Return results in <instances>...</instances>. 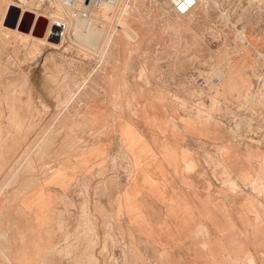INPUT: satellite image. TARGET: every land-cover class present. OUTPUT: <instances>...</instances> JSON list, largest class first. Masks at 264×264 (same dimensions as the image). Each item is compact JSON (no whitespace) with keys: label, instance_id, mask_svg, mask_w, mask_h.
Listing matches in <instances>:
<instances>
[{"label":"rangeland","instance_id":"obj_1","mask_svg":"<svg viewBox=\"0 0 264 264\" xmlns=\"http://www.w3.org/2000/svg\"><path fill=\"white\" fill-rule=\"evenodd\" d=\"M136 1L144 3L145 13L155 15L160 11L144 28L135 26L141 37L126 24L131 16L117 10L101 46L91 50L72 38V23L78 19L65 11L70 33L63 37L60 48L49 45L48 37L45 44L33 38L15 39L3 22L10 2L37 11L40 0L35 4L32 0H0V176L18 179L26 172L43 180L55 170L54 149L89 148L94 135L79 105L93 95L113 101L117 113L125 107L135 111L137 99L143 96L144 115L148 104L156 99L171 104L174 118L190 117L202 126H218L237 137L264 133V57L256 54H264V0H200L184 17L167 12L161 0ZM121 2V7H131L134 0ZM46 8L42 5L39 12L45 13ZM120 16L122 20L128 17L126 23L118 24ZM116 26L125 33L129 30L121 35L126 41L119 48L108 42ZM246 36L253 44V48L248 47L247 52L252 51L248 59H256L258 66L249 74L253 88L248 97L227 98L222 85L229 79L226 64L236 60L227 63L226 59L243 57ZM43 54L45 71L41 74ZM259 78H263V85H258ZM41 83L47 91L39 92ZM113 87L116 97L110 92ZM163 126L159 125L161 129ZM111 162V178L96 186L94 211L88 204H81L74 229L63 220L64 214L60 215L58 243L44 254L42 264H153L151 241L136 247L125 233L126 225L115 204L124 186L118 184L120 156H111ZM263 183H252L253 200L264 198ZM37 185L32 184L33 188ZM236 190L243 192L241 188ZM85 193L81 199L89 195L87 189ZM108 196L114 202L111 211L102 203ZM260 206L264 208V204Z\"/></svg>","mask_w":264,"mask_h":264},{"label":"crops","instance_id":"obj_2","mask_svg":"<svg viewBox=\"0 0 264 264\" xmlns=\"http://www.w3.org/2000/svg\"><path fill=\"white\" fill-rule=\"evenodd\" d=\"M106 98L79 105L94 135L91 148L54 149L55 170L43 180L1 174L0 264H42L58 243L60 215L74 229L81 204L94 211L96 186L112 175L111 156H120L124 186L115 204L125 233L136 247L151 241L153 264H264V198L251 197L252 183L264 182V133L237 137L174 118L171 104L156 99L144 115L143 96L135 111L118 114ZM102 203L113 209L111 196Z\"/></svg>","mask_w":264,"mask_h":264},{"label":"bare ground","instance_id":"obj_3","mask_svg":"<svg viewBox=\"0 0 264 264\" xmlns=\"http://www.w3.org/2000/svg\"><path fill=\"white\" fill-rule=\"evenodd\" d=\"M36 2H37V0H32V4H35ZM199 2H201V1L200 0H187V4H182L180 7V10L182 11L183 14H181L179 12L178 8L174 9V10H170L166 4H164L163 7L165 9H167L168 11L167 10L166 11L171 13V14H175L179 17H184V16L190 15L195 10V8L198 6ZM38 4H39V6L37 7V11H35V10H32L26 6H19V5H16V4L10 2V6L5 11V15L3 17V22L7 18V15H8L10 8H16L20 11V19L22 18V16L25 13H31L35 16V22H34L33 30H34V27H35V25L39 19H44V20L48 21V28H47L46 34L43 38L35 37L33 35V31H31V33H29V34H24V33L20 32L18 30V28L10 29L8 27H4L5 30H7L11 34H15L14 38H15V36L22 38L24 40H29V39L33 38L35 41L40 42L42 44H45L47 41V37L49 35V32L51 30V27L57 23H61V24H64L66 26L65 34H64V38H65V35L70 33L69 32L70 25H69V21L64 19L63 14L65 15V13H64V11H65V12L69 13L68 14L69 17H70V15L72 17V15H73L72 9L69 7H65L62 3L57 1V2L50 3V5H48V8L45 9L46 10L45 13H40L39 7H42V4H40V3H38ZM121 4H122L121 0H112V1H108V2L104 3L99 9H97L94 12L95 23L91 26V33L87 37H84L82 35V28L84 26H82L81 23H84V25H85V22L83 20H80V19H78L76 21L72 20L74 22V23H72V29H71L72 38L76 39L81 44L85 45V47H87V49L97 50L101 46V43H102L105 35L107 34V29L109 28L108 26H109L111 17L113 15V13L116 12L117 10H121V13H120L121 15H123L124 13H128L129 14L128 16L129 17L131 16V22L130 23L129 22L126 23V21L128 20V17L127 18L125 17V19L122 20L123 16H120V18L118 20V24L123 23V22L128 24L130 27L129 28L130 31L135 33L138 37H141V31L138 30L139 28L136 29L135 26H139L140 29L144 28V26H146V24H149L148 22L151 21V17H154L157 14H160V11H159V13L155 12V15H153V12H151V11H149V13H145L144 8H143L145 6L144 3L143 2H137L136 0H134V3L132 4L131 7H129L126 4H124V7H121ZM160 4H162V3H160ZM42 11H44V10H42ZM75 19H77V18H75ZM162 21H164L163 18H162ZM153 22H155V21H153ZM92 27L94 28L95 33H96L94 37H92V35H93ZM98 27H99V29H98ZM155 27H156V25L154 26V28ZM119 30H120V26H116V28L113 30L112 34L110 35V39L108 41L110 44L109 46L113 45V47L119 48V47H122L125 45L124 41H126V38H125V40H122L121 35L122 34L123 35L128 34L129 30L127 33H125V31H123V29L121 31H119ZM142 30H144V29H142ZM150 30H151V28H150ZM7 31H5V32H7ZM10 35H9V37H10ZM63 40H62V42H63ZM245 41L247 43L246 46L244 47V48H246V50H244V49L242 50V53H243L242 58L237 60L236 57L232 56V57H228L226 59L227 63H228V61H231L233 59L236 60V62H234L231 65L226 64L227 71L229 72L228 73L229 79L225 84L222 83V85H223V88L225 89V92L223 95L226 96L227 98L228 97H234L237 99L238 98L241 99L243 96L248 97L251 94V91L253 88V87L251 88V80L249 79V74H250V72H255L258 69L257 68L258 66H256L257 62L255 63L256 59H254V61H253L254 63L250 62V59H248L249 54H251L252 51L247 52V50L250 51L249 48L250 47L253 48V44L247 40V36L245 37ZM48 44L51 46L57 47V48L61 47V44H59L57 46L50 44V43H48ZM256 54L259 55L260 57H264V54L260 51H257ZM245 55H246V57H245ZM224 65H225V63H224ZM263 78H259V80H258L259 86L262 84ZM249 89H251V90H249ZM110 92H114L113 97H116L117 91H115L114 87H113V89L112 88L110 89ZM235 96H238V97H235ZM0 186H1V184H0ZM23 188H24V186H23ZM2 191H3V189H2ZM23 191H25V190L23 189Z\"/></svg>","mask_w":264,"mask_h":264},{"label":"water","instance_id":"obj_4","mask_svg":"<svg viewBox=\"0 0 264 264\" xmlns=\"http://www.w3.org/2000/svg\"><path fill=\"white\" fill-rule=\"evenodd\" d=\"M34 22L35 16L33 14L25 13L20 19V11L16 8H11L5 20V26L10 29L18 28L20 32L25 34L33 31L35 37L43 38L48 28V21L39 19L33 30ZM65 28V25L61 23L53 25L48 35V42L56 45L61 44L65 34Z\"/></svg>","mask_w":264,"mask_h":264},{"label":"built area","instance_id":"obj_5","mask_svg":"<svg viewBox=\"0 0 264 264\" xmlns=\"http://www.w3.org/2000/svg\"><path fill=\"white\" fill-rule=\"evenodd\" d=\"M59 1L65 7L72 9L73 17L85 22L82 28V35L87 37L91 33V26L95 23L94 12L99 9L104 3L112 0H40L43 6H48L52 2ZM170 10L179 9L182 4H187V0H161ZM66 27V26H65Z\"/></svg>","mask_w":264,"mask_h":264}]
</instances>
